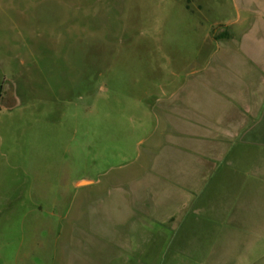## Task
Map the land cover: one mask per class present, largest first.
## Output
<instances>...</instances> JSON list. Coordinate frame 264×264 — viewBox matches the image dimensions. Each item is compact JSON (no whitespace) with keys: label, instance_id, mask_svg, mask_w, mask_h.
<instances>
[{"label":"rangeland","instance_id":"374dc122","mask_svg":"<svg viewBox=\"0 0 264 264\" xmlns=\"http://www.w3.org/2000/svg\"><path fill=\"white\" fill-rule=\"evenodd\" d=\"M260 8L0 0V264H264V93L253 144L204 132Z\"/></svg>","mask_w":264,"mask_h":264},{"label":"crops","instance_id":"0c3cea01","mask_svg":"<svg viewBox=\"0 0 264 264\" xmlns=\"http://www.w3.org/2000/svg\"><path fill=\"white\" fill-rule=\"evenodd\" d=\"M255 1H257L259 6L262 7L258 11H254V15L256 14L260 17L256 20L255 30L258 33H264V0ZM244 60H246V62H249L245 58L243 59V61ZM258 61L259 60H254V63H259ZM241 78L243 77H233L232 79H228V82L225 81V85H223L222 83L217 90L208 89V94L212 97L219 99V101L221 102L219 110L217 112V114L221 118V122L220 124L209 122L208 128L204 129V132H206V135L208 137L214 134V130H217L220 132L219 135L224 136L225 138L246 139L245 141L251 144L256 142L255 138L257 134L259 136V131H256L257 128L255 129V127H253L254 125L249 131L248 125L249 122L254 124L256 119L261 116L260 113L263 110V104H261V97L264 93V71L257 70L252 75H250L249 80L251 87L248 90L244 89L246 88L244 87L246 85V82ZM257 84L259 86L256 87L255 85ZM248 94L249 98L246 97ZM211 155L212 154L209 153L202 154V159L207 160L210 158ZM161 236L162 234H159L158 237L145 236V238H143L149 240L153 239L154 242L152 243L155 246L157 245V242L155 241L159 240ZM122 239L125 240V242L123 243V249L126 253L125 255H132V251L130 250H133V252H137V249L139 250L140 242H134V244H129L131 241L139 240V235H134L133 233L125 234L122 236Z\"/></svg>","mask_w":264,"mask_h":264},{"label":"trees","instance_id":"16d2710c","mask_svg":"<svg viewBox=\"0 0 264 264\" xmlns=\"http://www.w3.org/2000/svg\"><path fill=\"white\" fill-rule=\"evenodd\" d=\"M1 97H2V87H0V106H1Z\"/></svg>","mask_w":264,"mask_h":264},{"label":"water","instance_id":"95a60500","mask_svg":"<svg viewBox=\"0 0 264 264\" xmlns=\"http://www.w3.org/2000/svg\"><path fill=\"white\" fill-rule=\"evenodd\" d=\"M83 182H88V181H82L81 183H83Z\"/></svg>","mask_w":264,"mask_h":264}]
</instances>
